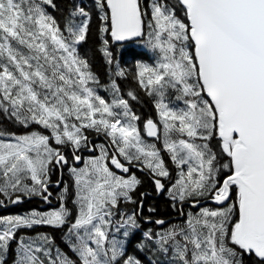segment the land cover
Returning a JSON list of instances; mask_svg holds the SVG:
<instances>
[{
    "label": "snow or ice",
    "instance_id": "1",
    "mask_svg": "<svg viewBox=\"0 0 264 264\" xmlns=\"http://www.w3.org/2000/svg\"><path fill=\"white\" fill-rule=\"evenodd\" d=\"M48 7H56L54 0H0V114L25 128L50 130L5 139L7 130L0 129V196L11 203L33 196L49 202L50 172L69 163L51 141L70 145L80 161L76 152L87 147L85 132L92 129L110 138L112 152L96 146L99 156L69 169L75 212L65 203V186L57 208L0 216V264L13 244L14 264H143L127 251L140 228L144 200L132 193L141 180L117 174L109 161L123 173L139 163L173 207L190 200L199 208L187 214L181 209L182 224L143 232L137 248L170 257L157 264H245V256L264 264V0H151L150 11L140 0H96L106 22L99 31H110L112 40L142 37L145 24L150 29L145 43L156 59L138 63L132 79L152 98L159 117L144 122L147 136L159 138L162 127L163 149L179 169L170 188L161 180L170 176L161 149L142 138L140 117L120 96L116 80L111 102L90 86L98 79L79 52L90 13L76 6L58 23ZM101 39L111 64L109 40ZM115 75L127 71L118 66ZM126 95L138 99L132 90ZM216 137L219 151L211 144ZM222 170L227 173L220 178ZM202 200L218 207H202ZM122 201L137 207L121 211ZM35 226L61 230L67 251L48 233L19 234Z\"/></svg>",
    "mask_w": 264,
    "mask_h": 264
},
{
    "label": "trees",
    "instance_id": "2",
    "mask_svg": "<svg viewBox=\"0 0 264 264\" xmlns=\"http://www.w3.org/2000/svg\"><path fill=\"white\" fill-rule=\"evenodd\" d=\"M169 4H177V0H168ZM54 4L56 7H48L47 11L56 18L58 23H62L64 18L67 16L69 12L74 10L76 6H82L85 7V9L90 13L91 16V22H90V28L87 35V39L85 42H83L79 46V52L80 55L86 56L89 65L90 70L92 73L97 77L98 83L97 84H90L91 87H94L96 92L101 95L102 98H104L106 101L111 102V100L114 98V93L112 90V80H116V83L120 87V96H123L126 99H129L127 97V91L124 89V85L127 83L125 82L126 79L130 80L131 78L129 76H132V74L135 72L133 71V66H136L137 59L140 61H143V63H148L147 61H152L151 52L152 49L148 48L145 41H147L148 36L147 33L150 31V29L147 28V24H145L144 29V35L136 42H128L124 45L115 44L112 42L110 31L101 34L99 29L100 27L105 24V21H102L100 19V16L102 13L100 10L96 7V0H54ZM140 4L143 9H147L150 11V5L151 0H140ZM179 7V5H177ZM105 12L109 14L108 9L105 7ZM178 15H181L183 17V12L180 11ZM148 17L145 16V21H147ZM110 23V22H107ZM103 36L104 39L109 40V50L112 52V63H108L107 59L105 58L103 52L101 51L102 46V39ZM154 51V50H153ZM149 64V63H148ZM151 64V63H150ZM123 68L127 71V77H117L115 75L117 68ZM135 82V80H133ZM134 92L137 94L138 99L135 101H132L129 99V103L132 106V111L140 117V120L137 122L138 127L141 130V136L147 143L155 144L158 148L161 149V156L165 161V166L167 167L168 171L171 170V174L169 177L161 178L164 179V181H169V186H171L173 183H175V180L178 178L179 169L176 167V165L171 161L170 154L167 153L163 149V134H160L159 138L155 139H149L144 135L143 131V118L144 115L149 114L150 116L153 115V103L149 102L150 97H147L146 93L139 89V91L134 90ZM146 113V114H145ZM157 121L159 120L158 115L155 116ZM0 129H6L7 134L5 135V139H8L10 137V134H16L21 135L25 134L34 130L43 131L44 134H50V130H45L41 126L38 125H31L28 128L23 127L22 125L16 123L14 120L7 118L6 115L0 114ZM162 132V127H161ZM85 135L87 137H103L107 141L110 142V138L104 135L103 132L97 133L92 129H88L85 132ZM216 141L218 140L215 138ZM53 147H59L62 152H68L70 145H56L54 141H51ZM164 151L167 153L164 154ZM226 156V155H225ZM122 161L123 158H120ZM125 162V161H124ZM140 166L139 163H136ZM142 168V167H141ZM64 169V166L62 167V170ZM53 170V169H52ZM144 171L148 172L147 169H143ZM186 170V166H185ZM227 173V172H226ZM225 173V174H226ZM139 175L138 177L141 180V184L137 187V189L132 193L133 195H138L141 191H146L148 193L147 196L144 198V206L142 209V212H145L146 206H150L152 209H155L154 213L151 215L154 219L160 218L166 219L168 216H176L178 213H172V203L173 201L170 199V196L167 192H164L157 197L155 196V191L153 189V184L149 181V178L146 174L137 172ZM224 174V175H225ZM50 178L52 177V171L50 172ZM223 175V176H224ZM55 181L57 174H53ZM221 176L220 178H222ZM142 178V179H141ZM168 186V187H169ZM72 193H75V185L73 187L68 186V192L66 193V205L69 208H72L75 212V206L71 204L69 201L70 199L75 200V196H72ZM69 194V195H68ZM34 198V196H33ZM0 199L4 200V205L0 206V216L13 214V213H19L23 215L24 213H28L31 210H39L41 212H44L47 209L50 208H41L38 204H36L35 200L29 199L23 201L19 205L15 206H9L11 202L7 200V198H4L3 196H0ZM26 199V197L24 198ZM235 199V190H233L232 200H230L229 203H232V201ZM203 201V200H202ZM201 201V202H202ZM189 201H185L183 203H180L179 201L176 202L177 207H180L184 205L182 208H185L186 203ZM209 208H216L211 204H206ZM132 206H128L129 208ZM185 210V209H184ZM188 212H197L196 210H193V208L189 207ZM187 212V213H188ZM172 213V214H171ZM178 220V219H177ZM175 221V225L182 224L185 219ZM171 226V225H170ZM166 227H169L168 225H163L161 227L154 226L153 228L150 227V225H144L143 229L145 231L152 230L153 232H157L159 230L165 229ZM22 231L28 232V233H50L54 238L56 243L64 250L67 251V249L64 248V245L62 243L63 240V233L61 230H56L48 226H35L33 229H24ZM132 243L127 245V251L129 254L136 255L143 264H151L147 257H153L154 260L157 262H163L165 260H169L170 257L168 256H162L158 252L155 251L154 248H144L140 249L137 248L136 245L139 243L141 239H143V233L139 232L138 230L135 231V235L131 238ZM15 245V244H13ZM12 245V247H13ZM12 250V249H11ZM10 250V251H11ZM14 257L11 255V259L6 261V264H13ZM245 264H257V258L256 257H249L245 256Z\"/></svg>",
    "mask_w": 264,
    "mask_h": 264
},
{
    "label": "flooded vegetation",
    "instance_id": "3",
    "mask_svg": "<svg viewBox=\"0 0 264 264\" xmlns=\"http://www.w3.org/2000/svg\"><path fill=\"white\" fill-rule=\"evenodd\" d=\"M128 43V42H127ZM120 45H124V44H126V43H119ZM127 76H125V78H126ZM131 79L130 80H127L126 79V81L125 82H127L124 86V89L128 92L129 90H132V91H134V90H137V91H139V89L140 88H138V86H137V83H136V81L134 82L133 80L134 79H132V76H129ZM142 90V89H141ZM148 97V96H147ZM129 98V97H128ZM129 99H131V98H129ZM151 99V98H150ZM132 101H135V100H132ZM130 107L132 108V106H131V104H130ZM152 113H153V115L152 116H150L149 114H147V115H144L145 117L143 118V124H144V122L147 120V119H149V118H152L154 121H157V119L155 118V116H157L158 114H157V112H156V110H155V108H154V106H153V111H152ZM146 114V113H145ZM160 134H162V132H160ZM88 141H89V143H88V145H87V147H83L81 150H79V151H77L76 152V154L78 155V154H80V156H81V160H80V164H78V165H81L82 163H84L85 162V159H86V157H88V156H98L99 154H100V149H99V147H96V146H99V145H104L106 148H108L109 149V155H111V152H112V146H111V144H110V142L109 141H107L105 138H103V137H98V136H96V137H88ZM90 148H92V152H89V150H90ZM72 148H71V146L69 147V151L68 152H63L64 154H65V156L68 158V161H69V163L67 164V165H65L64 166V169L62 170V167H60V166H55V167H53V170H52V177L50 178V184H49V191L52 193V195L49 197V202H44L40 197H38V196H34V198H32L33 200H35V202H36V204H38L41 208H57V207H59V203H60V201H59V199H58V197H59V195L62 193V191H63V189L65 188V186H67V188H68V186L70 185V187H73L74 186V180H73V177H72V175H71V173L69 172V169L71 168V167H73V166H76V161L72 158ZM164 154L166 155L167 153L164 151ZM226 160H227V157H226ZM121 162L122 163H127V162H124V161H122L121 160ZM137 165L136 163H133L132 165H129L130 166V171H129V173H120V172H117V171H115L114 169H112L113 171H115V172H117V174H119V175H124V176H128V175H130V174H132V173H134L136 176H137V178L138 179H140L138 176V174H137V172H140V173H144V174H146L147 176H148V178H149V181L153 184V181H152V178H151V176L149 175V173L148 172H146V171H141V170H139V169H136V168H133L132 166L133 165ZM171 172V170H169V173ZM57 174V176H56V181H55V178H54V176H53V174ZM171 174V173H170ZM142 179V178H141ZM163 180V183L165 184V186H166V188H170L171 186H169V183L171 182V180H169V181H164V179H162ZM57 181H60V184L59 185H57ZM169 186V187H168ZM153 189H154V191H155V188H154V184H153ZM234 190V189H233ZM141 193H147L146 191H141L140 193H139V196L138 195H133L132 194V196H133V199L134 200H136V201H139L140 199H143L144 200V198L145 197H141ZM66 195V194H65ZM69 195V194H68ZM158 195H160V194H157V192L155 191V196L157 197ZM72 196H75V193H72ZM149 196V195H148ZM171 199V198H170ZM23 201H25V200H23ZM22 201V202H23ZM70 202H71V204H73V199H70L69 200ZM21 202V203H22ZM65 202H66V200H65ZM132 204V206L129 208L128 206H130ZM173 204V203H172ZM74 205V204H73ZM202 205V204H201ZM200 205V206H201ZM184 205H182V206H180V207H177V205H176V207H173L171 210H172V213L174 214V213H178V215H176V216H168V218H166V219H163V220H167L166 222H165V224H164V226L165 225H168V226H170V225H174V224H176V220L178 219V220H182V219H185V216L184 215H180L179 213H180V210L182 209L183 210V213H185V214H187V212L189 211L188 209H189V207H191V208H194V207H192V203H191V201L189 200V202H187L186 203V205H185V208H182ZM136 207H137V205L136 204H134V203H128V202H123L122 201V203H121V211H124V212H132L133 210H135L136 209ZM149 208H151L150 206H146V210H145V212H142V210H141V212H140V216H141V218L140 219H138V223L140 224V228L138 229V231L139 232H141V233H143V232H145V230L143 229V226L144 225H150V227H154V226H157V224L156 223H154V222H150L149 220H146V219H143V218H146V217H150L151 218V221H155V220H160V218H158V219H154L153 218V216L151 215L152 213H154V211L153 212H150L149 211ZM197 208V207H196ZM196 208H194V209H196ZM185 209V210H184ZM171 213V214H172ZM116 219H119V217H117ZM177 220V221H178Z\"/></svg>",
    "mask_w": 264,
    "mask_h": 264
},
{
    "label": "rangeland",
    "instance_id": "4",
    "mask_svg": "<svg viewBox=\"0 0 264 264\" xmlns=\"http://www.w3.org/2000/svg\"><path fill=\"white\" fill-rule=\"evenodd\" d=\"M180 16H181V15H180ZM181 18H183V17L181 16ZM147 36H148V33H147ZM151 54H152L151 57H152L153 59H152V61H147L149 64H150V63H153L154 60L156 59V55H155V53H154L153 50H152ZM141 62H143V61H140V60L137 59V62H136L135 64L137 65L138 63H141ZM133 68H134L133 71H136V70H137V69H136V66H133ZM100 96H101V95H100ZM149 102H152V98L149 99ZM216 143H217V141H216V139L214 138V139L211 141V144L214 146V150L219 151V149L215 147ZM99 155H100V154H99ZM99 155H98V156H99ZM93 157H97V156H88V157H86L85 162L82 163L81 165L77 166L76 168H83L84 165H85V163L87 162V160L90 159V158H93ZM223 162H227V160H226V156H223ZM226 172H227V170H222L221 173H220V177L223 176ZM165 179H166V177H165ZM229 202H230V201H229ZM229 202H228V203H229ZM207 206H208V205H207ZM207 206H204V207H207ZM225 206H227V205H225ZM196 211H197V212L199 211V208H198V207H197V210H196ZM25 214H27V213H24L23 215H25ZM9 215H21V214H19V213H13V214H8V215H3V216H9ZM174 225H175V224H174ZM171 226H172V225H171ZM171 226L166 227L165 229L159 230L158 232H163L164 230L169 229ZM42 233H44V232H42ZM19 234H23V235H25L26 237L34 238L38 233H33V234H31V233H28V232H25V231H21V233H19ZM49 234H50V233H49ZM50 235H51V234H50ZM55 242H56V241H55ZM56 244H57V243H56ZM17 251H18V249L16 248L15 245H13L12 250L9 251L8 254H7V256H6V261L11 259V255H13L14 260H15V253H16ZM65 251H66V250H65ZM147 259H148V261H149L151 264H157V261L154 260L153 257H150V258L147 257ZM158 262H160V261H158ZM13 264H14V262H13Z\"/></svg>",
    "mask_w": 264,
    "mask_h": 264
},
{
    "label": "water",
    "instance_id": "5",
    "mask_svg": "<svg viewBox=\"0 0 264 264\" xmlns=\"http://www.w3.org/2000/svg\"><path fill=\"white\" fill-rule=\"evenodd\" d=\"M105 2H106V0H105ZM108 11H109V15H110V10L108 9ZM111 35V34H110ZM140 37H137V38H130L129 40H126V41H132V40H137V39H139ZM114 43H121V42H125V41H120V42H118V41H114V40H112ZM89 151H92V149H90ZM79 156H80V154H78ZM76 164L78 165V164H80V161H76ZM109 165L113 168V169H115V167L113 166V165H111V163H110V161H109ZM129 166V165H128ZM133 168H135V165H133L132 166ZM129 168H130V166H129ZM117 172H120V173H122V171H120V170H118V169H115ZM29 198H32V197H29ZM206 203H210V204H212V205H214V206H216V207H218V205L217 204H215L214 202H211V201H202L201 202V204H206ZM13 204H17V203H13ZM167 220H164V222H166ZM165 224V223H164ZM157 225H159V224H157ZM159 226H162V225H159Z\"/></svg>",
    "mask_w": 264,
    "mask_h": 264
}]
</instances>
